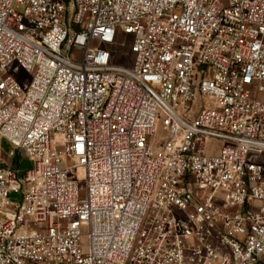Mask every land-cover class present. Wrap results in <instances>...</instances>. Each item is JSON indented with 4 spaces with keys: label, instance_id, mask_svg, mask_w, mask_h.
<instances>
[{
    "label": "built area",
    "instance_id": "built-area-1",
    "mask_svg": "<svg viewBox=\"0 0 264 264\" xmlns=\"http://www.w3.org/2000/svg\"><path fill=\"white\" fill-rule=\"evenodd\" d=\"M1 142L0 264H264V0H0Z\"/></svg>",
    "mask_w": 264,
    "mask_h": 264
},
{
    "label": "rangeland",
    "instance_id": "rangeland-1",
    "mask_svg": "<svg viewBox=\"0 0 264 264\" xmlns=\"http://www.w3.org/2000/svg\"><path fill=\"white\" fill-rule=\"evenodd\" d=\"M73 8H71V12H70V15L72 16L73 15ZM124 51L123 49L119 50L118 51V55L120 56L119 58V62H126V59H124ZM126 58L128 56L129 58V55H127L126 53ZM212 101V99H210L209 97H206V96H199L197 98V104H202L203 102H210ZM165 138V134L161 128V124L159 122L156 123V126L154 128V137L151 139V143L153 144V146L156 145V143H160L163 139ZM222 146V144H220L219 142L217 141H209L206 145V150H207V153H211L213 152L215 149L217 148H220ZM0 149L6 153L7 151H9V148L7 146V144L5 142H1V146H0ZM7 160V157L5 155H1L0 154V161H6ZM21 160V165L19 167V170L21 172H24L30 168L33 167V163L31 160L27 159V158H22L20 159ZM16 169H18V167L16 166L15 167Z\"/></svg>",
    "mask_w": 264,
    "mask_h": 264
},
{
    "label": "trees",
    "instance_id": "trees-1",
    "mask_svg": "<svg viewBox=\"0 0 264 264\" xmlns=\"http://www.w3.org/2000/svg\"><path fill=\"white\" fill-rule=\"evenodd\" d=\"M64 1H66L67 3H69V0H64ZM20 159H21V157H19L18 155H17V157L14 159V166L16 167V166H18L19 164H20Z\"/></svg>",
    "mask_w": 264,
    "mask_h": 264
},
{
    "label": "crops",
    "instance_id": "crops-1",
    "mask_svg": "<svg viewBox=\"0 0 264 264\" xmlns=\"http://www.w3.org/2000/svg\"><path fill=\"white\" fill-rule=\"evenodd\" d=\"M260 264H262V263H260Z\"/></svg>",
    "mask_w": 264,
    "mask_h": 264
}]
</instances>
